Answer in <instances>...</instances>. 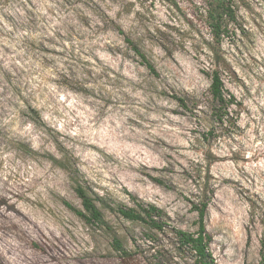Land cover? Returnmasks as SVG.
Here are the masks:
<instances>
[{
	"label": "rangeland",
	"instance_id": "obj_1",
	"mask_svg": "<svg viewBox=\"0 0 264 264\" xmlns=\"http://www.w3.org/2000/svg\"><path fill=\"white\" fill-rule=\"evenodd\" d=\"M232 1L236 22L216 43L207 0H0V264H123L114 235L134 253L128 264H185L170 227L109 206L134 195L195 232L207 187L215 264H260L264 0ZM214 69L236 126L206 137ZM55 158L70 160L111 229L68 206L83 209Z\"/></svg>",
	"mask_w": 264,
	"mask_h": 264
},
{
	"label": "trees",
	"instance_id": "obj_2",
	"mask_svg": "<svg viewBox=\"0 0 264 264\" xmlns=\"http://www.w3.org/2000/svg\"><path fill=\"white\" fill-rule=\"evenodd\" d=\"M237 9L234 6L232 0H207L206 12V24L210 28L211 36L214 42L220 43L226 34L229 33L230 25L236 22ZM119 32L124 35L125 41L133 49L135 54L139 56L141 62L155 75H159L155 65L148 58L147 54L143 51L139 44H137L131 37L126 35L125 31L119 28ZM209 93L212 98L213 105L211 107V114L207 120L209 123L206 137L212 136L227 126L224 124L236 126V121L230 115V105L235 102L234 95H228L225 89L223 79L220 71L214 69L211 73V83L209 87ZM175 99L183 106L188 109L191 108L190 101L187 97L174 95ZM194 110H197L196 108ZM202 112L201 110H199ZM208 139V138H207ZM59 166L68 170L71 174V179L75 182V191L82 201L83 209H76L70 204L68 206L73 209L80 217H82L88 223L97 224L98 226L111 229L108 221L106 220L104 213L100 207L96 204V199L92 197L88 188L83 185L77 178L76 172L70 169V160L66 159H53ZM151 178L164 185L162 179L157 177ZM208 186V183H206ZM214 193L213 189L205 191V195L197 203H193L194 209L198 212V229L195 232H189L181 228H177L169 225L167 219V213L165 210L154 203H148L136 197L130 195L134 201V206L128 205H117L109 206L112 211H115L122 215L125 219L142 222L146 224L150 229L157 230L159 232L165 231L168 227L171 228L174 239L176 250L181 254H188V260L185 264H215V258L210 250V243L212 242V235L207 231L205 218L209 205V198L206 194ZM261 250L260 264H264V241ZM112 246L114 250L118 251L123 259L130 260L134 257V253L129 250L122 239L118 235H114Z\"/></svg>",
	"mask_w": 264,
	"mask_h": 264
}]
</instances>
